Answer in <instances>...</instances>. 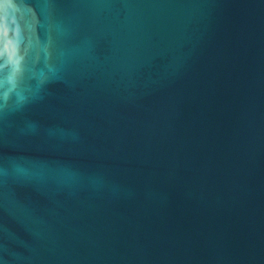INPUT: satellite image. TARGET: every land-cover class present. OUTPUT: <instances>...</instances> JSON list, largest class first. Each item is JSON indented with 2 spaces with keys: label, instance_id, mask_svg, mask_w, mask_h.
I'll return each instance as SVG.
<instances>
[{
  "label": "water",
  "instance_id": "obj_1",
  "mask_svg": "<svg viewBox=\"0 0 264 264\" xmlns=\"http://www.w3.org/2000/svg\"><path fill=\"white\" fill-rule=\"evenodd\" d=\"M27 3L3 264H264V0Z\"/></svg>",
  "mask_w": 264,
  "mask_h": 264
},
{
  "label": "clouds",
  "instance_id": "obj_2",
  "mask_svg": "<svg viewBox=\"0 0 264 264\" xmlns=\"http://www.w3.org/2000/svg\"><path fill=\"white\" fill-rule=\"evenodd\" d=\"M30 10L27 0H0V96L4 98L17 86L25 71L27 53L23 46L22 21Z\"/></svg>",
  "mask_w": 264,
  "mask_h": 264
}]
</instances>
